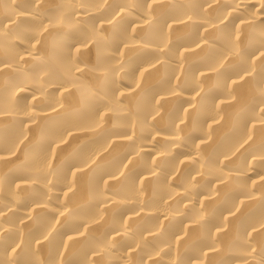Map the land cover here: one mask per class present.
I'll use <instances>...</instances> for the list:
<instances>
[{
    "label": "bare ground",
    "instance_id": "1",
    "mask_svg": "<svg viewBox=\"0 0 264 264\" xmlns=\"http://www.w3.org/2000/svg\"><path fill=\"white\" fill-rule=\"evenodd\" d=\"M0 264H264V0H0Z\"/></svg>",
    "mask_w": 264,
    "mask_h": 264
}]
</instances>
